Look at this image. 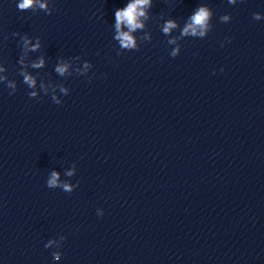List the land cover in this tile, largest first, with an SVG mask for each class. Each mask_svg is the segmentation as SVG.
<instances>
[{
  "label": "water",
  "instance_id": "water-1",
  "mask_svg": "<svg viewBox=\"0 0 264 264\" xmlns=\"http://www.w3.org/2000/svg\"><path fill=\"white\" fill-rule=\"evenodd\" d=\"M20 2L0 0V264H264V0H151L133 48V0Z\"/></svg>",
  "mask_w": 264,
  "mask_h": 264
},
{
  "label": "clouds",
  "instance_id": "clouds-1",
  "mask_svg": "<svg viewBox=\"0 0 264 264\" xmlns=\"http://www.w3.org/2000/svg\"><path fill=\"white\" fill-rule=\"evenodd\" d=\"M34 3H37L38 6L41 9H46L47 5L45 3H40L39 0H21V2L18 4V8L20 10L28 9L34 5ZM151 3V0H133V2L129 3L125 8L119 9L115 12V26L117 30V37L120 41V44L124 48H133L135 47V41L133 37L130 35L132 31H135L137 28H142L143 24L140 21V17L146 18L145 13V7L149 6ZM209 11L205 7L199 8V10L191 16V22L184 28L183 33L188 34L189 32L192 35H196L199 30V35H204V29L207 27V21L209 18ZM227 19V17H225ZM122 26H127L129 29L128 32L122 31ZM177 25L173 21H168L163 31L164 33H168L171 29L175 28ZM28 41L25 40V46L28 45ZM39 44L33 46V50L35 48H38ZM43 64V61H40V65ZM40 65H35L39 67ZM57 71L60 73H63L65 71L64 67L57 68ZM25 81L29 85H34V80H32L30 77L25 76ZM57 174H52V179L49 181L50 185L56 184ZM67 187V186H65Z\"/></svg>",
  "mask_w": 264,
  "mask_h": 264
}]
</instances>
